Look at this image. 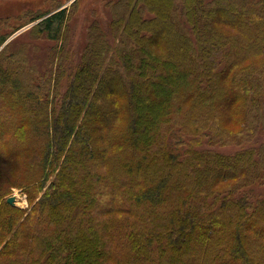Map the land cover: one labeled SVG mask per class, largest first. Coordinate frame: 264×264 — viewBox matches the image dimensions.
Returning a JSON list of instances; mask_svg holds the SVG:
<instances>
[{
  "label": "trees",
  "instance_id": "obj_1",
  "mask_svg": "<svg viewBox=\"0 0 264 264\" xmlns=\"http://www.w3.org/2000/svg\"><path fill=\"white\" fill-rule=\"evenodd\" d=\"M61 6L0 19V46L34 21L60 35ZM112 7L62 93L0 50V264H264V196L247 192L264 141L243 146L264 130V0Z\"/></svg>",
  "mask_w": 264,
  "mask_h": 264
},
{
  "label": "rangeland",
  "instance_id": "obj_2",
  "mask_svg": "<svg viewBox=\"0 0 264 264\" xmlns=\"http://www.w3.org/2000/svg\"><path fill=\"white\" fill-rule=\"evenodd\" d=\"M92 1V2H90ZM110 1V3H107ZM115 0H0V19H5L4 30L22 25L33 12L40 8L55 10L57 6H66V20L60 35L48 37L45 33L39 37L33 36L30 29L37 21L28 23L13 32L0 46H8L7 51L20 50L25 53L32 64L41 71L47 70V75L52 81L51 89L64 92L69 84L70 73L81 59L91 40L90 30L99 24V27L107 30L106 24L114 17L116 7H112ZM93 9V10H92ZM106 14V18L104 17ZM105 20V21H104ZM106 23V24H105ZM93 25V26H92ZM2 26V25H1ZM52 37V38H51ZM112 39V38H111ZM51 81H45L48 84ZM53 83L56 85L53 86ZM105 111V110H104ZM30 137L31 133L28 132ZM253 141L243 145L250 146L264 141V130L254 136ZM234 140L227 142L223 147L215 150L223 153H231L239 149ZM5 145L0 143V156L4 155ZM49 183V182H48ZM45 189V188H44ZM252 200L264 196V183H259L247 189ZM41 194V193H40ZM39 194V195H40ZM15 196V206L28 209L30 202L25 190L19 187H11L8 196Z\"/></svg>",
  "mask_w": 264,
  "mask_h": 264
},
{
  "label": "water",
  "instance_id": "obj_3",
  "mask_svg": "<svg viewBox=\"0 0 264 264\" xmlns=\"http://www.w3.org/2000/svg\"><path fill=\"white\" fill-rule=\"evenodd\" d=\"M14 201H15V197L13 195L8 196L6 199V202L11 204V205H15Z\"/></svg>",
  "mask_w": 264,
  "mask_h": 264
}]
</instances>
